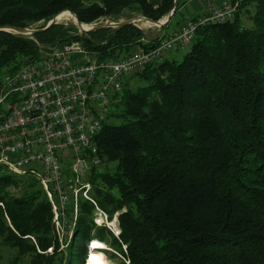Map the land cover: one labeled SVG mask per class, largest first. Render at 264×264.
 <instances>
[{"label": "trees", "instance_id": "1", "mask_svg": "<svg viewBox=\"0 0 264 264\" xmlns=\"http://www.w3.org/2000/svg\"><path fill=\"white\" fill-rule=\"evenodd\" d=\"M172 7L173 0H0V26L44 27L63 10L84 24L133 13L160 20ZM159 39L133 23L82 32L55 23L29 35L0 29V90L5 74L38 59L44 46L76 40L107 59ZM129 75L135 81L113 95L96 136L105 165L87 176L95 203L78 198L64 248L40 182L0 165V239L17 250L13 263L85 264L97 238L120 255L116 264H264V0H242L233 19L198 26L179 60ZM96 206L108 219L119 213L118 235L95 223Z\"/></svg>", "mask_w": 264, "mask_h": 264}, {"label": "built area", "instance_id": "2", "mask_svg": "<svg viewBox=\"0 0 264 264\" xmlns=\"http://www.w3.org/2000/svg\"><path fill=\"white\" fill-rule=\"evenodd\" d=\"M241 1L204 0L201 16L148 49L137 45L119 57L99 59L73 40L44 46L38 59L5 74L0 90V165L40 182L52 206L59 240L63 233L68 235L66 243L71 238L78 198L94 202L87 176L92 168L105 165L98 155L96 136L125 77L190 44L198 26L233 19ZM95 208V223L105 224L118 235L119 225L110 222L116 223L119 213L108 219ZM94 240L99 239L90 240L88 252ZM101 242L105 248L99 250H108Z\"/></svg>", "mask_w": 264, "mask_h": 264}, {"label": "rangeland", "instance_id": "3", "mask_svg": "<svg viewBox=\"0 0 264 264\" xmlns=\"http://www.w3.org/2000/svg\"><path fill=\"white\" fill-rule=\"evenodd\" d=\"M133 16H137V15H139V14H136V13H133L132 14ZM164 18V17H163ZM163 18H161V19H163ZM243 23L246 25V26H249L251 23H250V20H248V18H247V16L245 15V16H243ZM120 19H124V17H122V18H120ZM179 19V17L178 18H176V20H178ZM108 21L110 20V19H107ZM107 20H100V21H98L97 23L99 24V23H104V22H106ZM58 22L59 23H63L64 25H74V19L73 18H71V17H65V18H63V19H59L58 20ZM42 24V22H38V23H36L34 26H40ZM138 24V26L140 27V28H142L144 31H145V38L147 39H151V38H153V37H159L160 35L158 34V29H162L161 27H158V26H156V25H153L152 23L150 24V25H140L139 23H137ZM150 26V27H149ZM172 28V27H171ZM171 28H169L168 30H166V32H164L163 34L167 37L168 36V34L170 33V31H171ZM77 30H78V32H79V29L77 28ZM82 32V31H81ZM160 38V37H159ZM189 46H190V44H187V45H184L183 46V48H180V47H177L176 49H174L173 51H171L172 52V54L170 55V58H175V59H180L182 56H183V54L188 50V48H189ZM137 46H134V48H136ZM135 78L136 77H132L131 75H128V76H126L125 77V80L124 81H128V84L130 85L131 84V82H133V81H135ZM140 84H143V82H139ZM110 121H113V122H118V120H112V119H110ZM11 193L13 194V195H19V194H21L22 193V190L20 189V188H15V187H13V188H11ZM100 219L101 218H99V221H100ZM110 224H112V225H114V226H117L118 225V221L115 223V221L114 220H112L111 222H110ZM112 228L114 229V227L112 226ZM64 231H65V229H64ZM67 239H68V235L66 234V233H63V235H61V240H59V242H61L60 243V248H64L65 246H66V241H67ZM94 241H97V242H99L100 243V245L99 246H97V248L95 249L93 246H92V243H91V245H90V250H89V252L87 253V257H86V260H85V264H86V262H87V260H88V257H89V255H90V253H91V251L92 250H97V251H101V250H99V249H103V248H105V244L104 243H102L101 241H99V240H94ZM105 242H107L106 240H105ZM107 249L108 250H104V252H102V253H104V255H105V257L107 258V260H108V263L109 264H116V261H118L121 257H120V255L119 254H115L116 256H113L112 255V253H114L113 251H112V247L111 246H109L108 244H107ZM16 254H17V250L15 249V248H12V247H10V246H7V245H5V244H3L2 242H1V239H0V264H14L13 263V259H14V257L16 256ZM28 261H27V257H24V258H22L17 264H28L27 263Z\"/></svg>", "mask_w": 264, "mask_h": 264}, {"label": "water", "instance_id": "4", "mask_svg": "<svg viewBox=\"0 0 264 264\" xmlns=\"http://www.w3.org/2000/svg\"><path fill=\"white\" fill-rule=\"evenodd\" d=\"M177 2H178V0H173V7H172V9L168 12V14L163 19H160V20H152V19L147 18V17H145L143 15H137V16L128 17L126 19H121V20H118V21H106L104 23H99V24L96 23V24H93V25L86 24V25H88V27H83V24L84 23H81L79 21V19L77 18V16L75 15L74 12H72L70 10H63V11L59 12L58 14H56L53 18H51L46 23V25L44 27H40V28H29V27H17V26L5 25V26H0V29L1 30H6V31H9V32H14V33H19V34L29 35V34H32V33L37 32V31H42V30L50 27L52 24L59 23L58 22L59 15L62 12H65V11H68L71 15H73V17H74V24L76 25V27L80 31H91V30L100 29V28H103V27H118V26H121V25H124V24H128V23L137 24L135 20L138 19V18H143L145 20L150 21L152 24H154V25H156L158 27H161L165 23H167L168 20L170 19L171 15L173 14V12L175 10V7L177 5Z\"/></svg>", "mask_w": 264, "mask_h": 264}, {"label": "crops", "instance_id": "5", "mask_svg": "<svg viewBox=\"0 0 264 264\" xmlns=\"http://www.w3.org/2000/svg\"><path fill=\"white\" fill-rule=\"evenodd\" d=\"M149 1L152 4L157 5L162 0H149ZM203 9H204V0H186L185 3H183L180 6V8L178 9V14L173 18V20L169 23V25L163 29H158V34L160 35L159 37L160 38L166 37L163 33L172 27L167 37L171 36L173 33L181 29L187 21H189L190 19L195 20L199 16H201L203 14ZM178 17L179 19L176 20V18ZM170 53L172 54V52L166 53L164 58L170 57L171 55Z\"/></svg>", "mask_w": 264, "mask_h": 264}, {"label": "bare ground", "instance_id": "6", "mask_svg": "<svg viewBox=\"0 0 264 264\" xmlns=\"http://www.w3.org/2000/svg\"><path fill=\"white\" fill-rule=\"evenodd\" d=\"M67 12L68 11H65V12H62V13H67ZM62 13L60 15H66L68 17L72 16L71 18L74 19L73 15L69 16L68 14H62ZM59 19H63V18H59ZM135 21H136V23H139L140 25H150L151 24L150 21L145 20L143 18H138ZM83 27H88V25L83 24ZM92 246L96 249L97 246H99V244H98L97 241H93L92 242ZM86 264H109V263H108L107 258L104 255V253H102L101 251L92 250L90 255H89V257H88V260H87Z\"/></svg>", "mask_w": 264, "mask_h": 264}]
</instances>
